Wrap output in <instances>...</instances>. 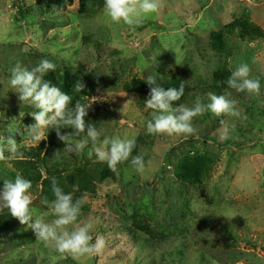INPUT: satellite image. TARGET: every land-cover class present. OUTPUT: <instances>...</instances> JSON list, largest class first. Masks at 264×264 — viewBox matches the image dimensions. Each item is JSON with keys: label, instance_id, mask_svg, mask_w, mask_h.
<instances>
[{"label": "rangeland", "instance_id": "374dc122", "mask_svg": "<svg viewBox=\"0 0 264 264\" xmlns=\"http://www.w3.org/2000/svg\"><path fill=\"white\" fill-rule=\"evenodd\" d=\"M78 7L79 0H0V139L14 135L18 148L0 159V187L11 179L6 169L13 159L40 145L48 132L38 143L32 139L31 113L38 109L11 89L9 69L48 59L56 67L45 80L67 93L72 104L100 110L101 139L136 138L129 160L110 168L112 175L100 171L106 162L94 153L89 157L90 141L76 155L59 140L63 156L50 164L97 185L96 195L70 193L81 211L65 227L91 223L93 237L103 236L107 245L100 253L74 257L55 251L34 232L24 237L8 231L0 243V264H264V34L252 40L239 32L228 35L225 51L211 41L235 19L246 18L264 32V0H161L157 13L133 25L108 22L103 10L81 17ZM225 64L231 75L247 64L250 78L260 81L259 94L213 91L221 86ZM149 78L187 83L192 92L182 104L190 108L198 99L209 103V93L226 95L236 101L239 115L208 110L193 118L192 134H149L153 110L145 104L149 94L140 90ZM7 127L18 130L9 133ZM224 128L230 138L221 141ZM137 155L144 157L143 172L131 165ZM185 155L191 164L195 158L207 161L196 183L179 180L177 166ZM27 195L34 217L48 223L57 218L44 206L41 185ZM154 231L156 240L148 233Z\"/></svg>", "mask_w": 264, "mask_h": 264}, {"label": "clouds", "instance_id": "9594fccd", "mask_svg": "<svg viewBox=\"0 0 264 264\" xmlns=\"http://www.w3.org/2000/svg\"><path fill=\"white\" fill-rule=\"evenodd\" d=\"M161 7V0H104L103 14L106 21L113 24L121 22L129 25L139 24L151 14L157 13ZM56 65L48 60H41L35 67H25L21 64L9 69V84L11 89L18 94L19 100L34 105L38 111L31 113L36 121L28 130L32 139L37 143L44 139L42 133L54 129L59 140L63 141L66 149L76 155L88 148L89 157L96 155L101 162H106L108 167L115 170L119 163L129 160L136 146V138H121L119 136L104 137L102 131L94 125L86 124L85 117L88 115V106L77 103L74 108H69L71 97L62 92L57 86L44 77L53 71ZM250 68L247 64H241L232 72L227 83L230 88L238 92L259 94L260 81L250 78ZM147 83L150 87L149 98L145 101L146 107L152 109L151 119L147 121L149 134L159 133H184L192 134L195 129L192 120L197 115L210 110L217 116L221 114L239 115L236 110V101L230 100L226 95L208 94L209 103L206 105L199 99L194 107H186L183 104L173 106V102L179 101L184 94V86L168 88L165 90L157 83L156 78H149ZM72 128L71 134H62L61 129ZM17 127H7L9 133H15ZM86 137L74 139L80 133ZM229 130L224 128L220 136L221 141L230 138ZM16 154L18 151L17 141L14 135L0 139V159L4 158V152ZM131 165L138 172L145 169L143 155L131 158ZM52 192L55 199L51 202L53 214L57 217L51 223L45 222L41 217L33 218L30 205L32 203L28 190L32 187L30 180L19 175L14 180L3 181L0 187V209H7L12 217L17 218L21 224L31 228L36 239L50 245L55 251L64 254L70 253L74 257L100 253L107 245L103 236L91 234L93 225L84 224L74 230H68L65 226L73 224L80 215L81 202H73L72 195L65 194L55 177L51 179ZM45 204L49 202L44 201ZM94 241V242H93Z\"/></svg>", "mask_w": 264, "mask_h": 264}, {"label": "trees", "instance_id": "16d2710c", "mask_svg": "<svg viewBox=\"0 0 264 264\" xmlns=\"http://www.w3.org/2000/svg\"><path fill=\"white\" fill-rule=\"evenodd\" d=\"M70 3H73V0H67ZM104 8V0H79L78 14L81 17H92L99 12H101ZM235 32H239L240 37L247 38L252 40L256 37L263 36L264 32H262L261 28L251 24L246 18L243 19H235L232 22L226 24L223 29L215 32L211 36V41L214 49L225 51V38L228 35H231ZM227 65L222 69L221 76V86L214 85L212 87L213 91H216L220 87L222 88H230L228 86V79L231 74L226 69ZM184 86V94L179 101L173 102V106L182 104L188 96L192 92V87L187 83L183 82L178 78H174L171 80H167L164 83H161L160 86L164 87L165 90L168 88H179L180 85ZM150 85L146 84L140 90H144L148 94L150 93ZM151 87H154L152 85ZM146 89H149L147 91ZM77 97L74 96V100ZM74 102V101H73ZM75 103H70L68 105L69 108H74ZM86 124L90 123L94 125L98 130H100L103 126V115L100 113V110L89 109L88 115L85 117ZM75 130L72 128H63L61 129L62 134H71ZM86 137L85 133H80L78 136H74V139H82ZM61 154V145L59 143V139L56 135V131L54 129H49L47 132V137L44 139L40 145L34 147H26L24 148L15 159L12 161V167L6 169L9 173L11 179H15L17 175L30 180L32 183V187L41 185V196L43 202L47 200L49 203L45 204V208L51 206V202L55 199V196L52 192V184L51 179L55 177L58 181V186L62 188L65 194L74 193V195H96L97 194V185L93 183V181L87 176L76 175L74 172H65L64 169H51L50 164L52 159L58 158L59 160L62 158ZM57 159V160H58ZM191 157L185 155L178 164V177L182 183H196L198 178L203 175V169H205L207 161L201 160L198 161L196 158L194 159L195 163H190ZM44 168V169H43ZM100 171L103 175H112V170L108 167L106 163L101 164ZM77 186L78 190L74 191L73 187ZM33 218H35L33 216ZM145 229L144 227H138ZM8 231H12L11 233L17 235L20 233L22 236L27 237L32 232H34L31 228H29L25 224H21L20 221L11 216L9 211L0 213V243H2V239ZM133 235L132 239L138 242L137 232L132 231ZM151 234L153 240L158 238V232H148ZM140 245V244H139ZM145 246V245H144Z\"/></svg>", "mask_w": 264, "mask_h": 264}]
</instances>
